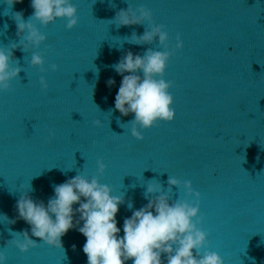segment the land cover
Masks as SVG:
<instances>
[{"label":"water","instance_id":"95a60500","mask_svg":"<svg viewBox=\"0 0 264 264\" xmlns=\"http://www.w3.org/2000/svg\"><path fill=\"white\" fill-rule=\"evenodd\" d=\"M72 2L77 26L68 30L59 18L46 27L34 21L47 39L39 48L14 50L12 66L23 70L8 91H0V214L16 219L9 224L0 215V251L7 264H87L86 237L77 228L61 238L64 250L36 237L31 238L38 246L27 253L6 245L15 238L9 229L31 236L30 225L17 219L21 193L29 191L47 205L54 185L78 173L98 176L113 195H125L116 216L120 236L124 219L148 203L146 186L156 182L150 180L160 181L165 191L169 176L190 180L201 194L203 222L198 226L208 233V249L225 264H264V0ZM30 4L23 0L10 7L0 0V48L19 44L12 17L23 12L27 20L33 13ZM128 4L151 9L155 23L166 26L170 47L177 34L184 45L170 58L163 77L173 82L175 118L142 130V141L131 135L128 122L134 114L109 111L123 79L112 65L128 51L163 49L125 41L147 27L145 22L117 28L110 21ZM33 52L43 56L46 71L31 66ZM41 76L48 82L46 91ZM110 78L115 80L111 87ZM98 160L107 165L103 175ZM169 195L185 198L182 188L173 187ZM78 219L76 214L74 222Z\"/></svg>","mask_w":264,"mask_h":264},{"label":"clouds","instance_id":"9594fccd","mask_svg":"<svg viewBox=\"0 0 264 264\" xmlns=\"http://www.w3.org/2000/svg\"><path fill=\"white\" fill-rule=\"evenodd\" d=\"M22 2L6 0L10 7ZM30 6L33 13L27 20L23 12H16L12 17L17 27L16 35L20 38L19 44L13 43L10 50L0 48V91H8L11 82L23 70L20 65L12 66L14 50L20 46L24 52L30 46L39 48L47 39L34 21L46 27L58 18L63 19L68 30L79 22L78 9L72 0H31ZM110 21L117 28L145 25L147 22L142 35L133 31L125 41L134 45L158 44L163 49L150 47L143 54L135 55L128 51L112 65L123 79L115 96L114 109L109 111L117 110L122 116L134 114L128 122L132 125L131 135L142 141V130L157 126L161 121L172 122L175 118L174 98L170 92L173 82L163 77L170 58L184 45L177 34L175 45L170 47L166 26L156 24L151 9L143 5L133 9L128 4L126 10L120 9ZM30 64L38 66L41 72L46 71L45 60L38 52L32 53ZM50 67L52 71L58 70L56 64ZM96 73L98 76L99 69ZM39 83L43 90L48 89L44 76L40 77ZM107 84L111 87L115 80L110 78ZM93 123L98 127L102 124L100 120ZM54 138L55 133L50 131L49 139ZM106 168L103 160L97 161L99 175H103ZM154 180L156 182L148 183L144 192L148 203L134 210L130 218L124 219L123 236L119 235L121 229L117 226L116 216L119 206L125 203V195H113L112 188L100 183L98 176L89 179L78 173L54 185V196L49 198L47 205L32 199L29 191L23 192L15 205L17 219L30 225L31 236L27 230L13 232L9 229L10 234L15 233V238L8 240L6 245L14 244L21 253H27L38 246V242L31 238L36 237L48 246L64 250L61 238L70 229L77 228L86 237L83 252L87 256V264H126L127 261H132V264H164L162 256L167 264H225L218 253L208 249V233L198 226L203 222L201 194L193 188L192 182L169 176L165 191L160 181H150ZM173 187L182 188L185 198L173 200L169 195ZM191 197L194 200H190ZM77 204L79 207L74 208ZM127 207L131 210L133 203L129 201ZM76 214H79V219L74 222ZM0 215L9 224L16 223V219ZM7 260L6 254L0 251V264H7Z\"/></svg>","mask_w":264,"mask_h":264}]
</instances>
